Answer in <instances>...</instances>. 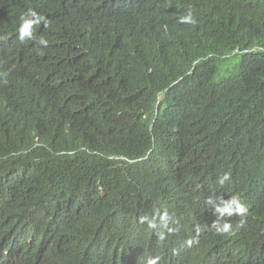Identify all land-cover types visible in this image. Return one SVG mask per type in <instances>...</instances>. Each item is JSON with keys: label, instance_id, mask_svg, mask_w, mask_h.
<instances>
[{"label": "trees", "instance_id": "1", "mask_svg": "<svg viewBox=\"0 0 264 264\" xmlns=\"http://www.w3.org/2000/svg\"><path fill=\"white\" fill-rule=\"evenodd\" d=\"M149 254L264 264V0H0V264Z\"/></svg>", "mask_w": 264, "mask_h": 264}, {"label": "clouds", "instance_id": "2", "mask_svg": "<svg viewBox=\"0 0 264 264\" xmlns=\"http://www.w3.org/2000/svg\"><path fill=\"white\" fill-rule=\"evenodd\" d=\"M29 12H26L25 16L21 17V25L19 28V34H20V39L23 40L25 37H31V28L33 23H36L39 21V17L36 18V20L29 19V17H35L37 12L36 10L32 8H27ZM39 13V12H37ZM42 44L46 43V41L41 40L40 41ZM228 175L225 174L221 179L220 183L223 184L226 180H228ZM235 205V210L239 213L245 212V208L243 207L242 204L237 202V198L233 197L232 200L229 202L228 206L224 209H217V211L223 212V211H229L231 212V206ZM163 219V218H162ZM230 229V225L224 224L222 228H218V231H223L227 232ZM159 258L156 255L149 254L145 258L142 259V261L139 262V264H158Z\"/></svg>", "mask_w": 264, "mask_h": 264}]
</instances>
